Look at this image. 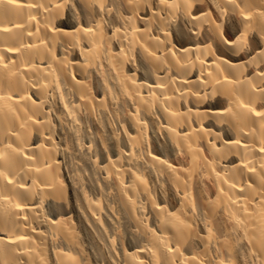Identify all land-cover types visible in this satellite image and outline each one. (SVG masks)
<instances>
[{
	"label": "bare ground",
	"instance_id": "6f19581e",
	"mask_svg": "<svg viewBox=\"0 0 264 264\" xmlns=\"http://www.w3.org/2000/svg\"><path fill=\"white\" fill-rule=\"evenodd\" d=\"M0 264H264V0H0Z\"/></svg>",
	"mask_w": 264,
	"mask_h": 264
}]
</instances>
